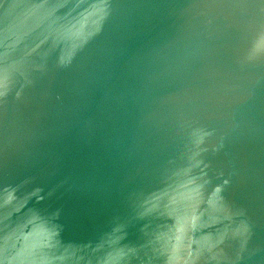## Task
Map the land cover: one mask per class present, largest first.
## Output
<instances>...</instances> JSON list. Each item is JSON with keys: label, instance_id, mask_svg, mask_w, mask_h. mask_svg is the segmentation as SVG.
<instances>
[{"label": "water", "instance_id": "95a60500", "mask_svg": "<svg viewBox=\"0 0 264 264\" xmlns=\"http://www.w3.org/2000/svg\"><path fill=\"white\" fill-rule=\"evenodd\" d=\"M0 264H264V0H0Z\"/></svg>", "mask_w": 264, "mask_h": 264}]
</instances>
